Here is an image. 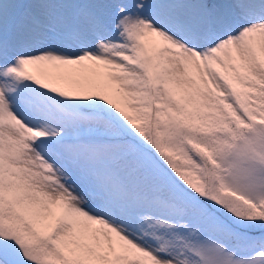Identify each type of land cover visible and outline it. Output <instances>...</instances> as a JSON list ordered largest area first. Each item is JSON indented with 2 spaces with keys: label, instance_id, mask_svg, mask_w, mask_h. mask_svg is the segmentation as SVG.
Returning a JSON list of instances; mask_svg holds the SVG:
<instances>
[{
  "label": "snow or ice",
  "instance_id": "1",
  "mask_svg": "<svg viewBox=\"0 0 264 264\" xmlns=\"http://www.w3.org/2000/svg\"><path fill=\"white\" fill-rule=\"evenodd\" d=\"M0 264H264V0H0Z\"/></svg>",
  "mask_w": 264,
  "mask_h": 264
}]
</instances>
